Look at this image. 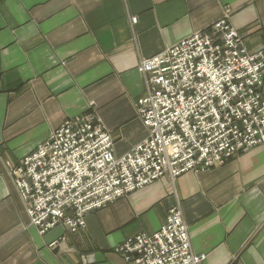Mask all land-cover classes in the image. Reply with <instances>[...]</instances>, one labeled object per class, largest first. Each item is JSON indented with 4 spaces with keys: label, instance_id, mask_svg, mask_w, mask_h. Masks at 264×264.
Returning <instances> with one entry per match:
<instances>
[{
    "label": "crops",
    "instance_id": "obj_1",
    "mask_svg": "<svg viewBox=\"0 0 264 264\" xmlns=\"http://www.w3.org/2000/svg\"><path fill=\"white\" fill-rule=\"evenodd\" d=\"M232 11L249 52L264 49V0H0V264H126L114 249L183 211L201 264L264 263V147L224 165L161 179L41 235L16 167L64 122L95 113L130 152L149 131L136 111L140 65ZM135 19V20H134ZM264 92V86H263Z\"/></svg>",
    "mask_w": 264,
    "mask_h": 264
},
{
    "label": "built area",
    "instance_id": "obj_2",
    "mask_svg": "<svg viewBox=\"0 0 264 264\" xmlns=\"http://www.w3.org/2000/svg\"><path fill=\"white\" fill-rule=\"evenodd\" d=\"M227 9L207 30L144 59L146 93L137 113L148 137L117 156L112 135L91 115L64 122L19 165L16 188L41 235L71 231L86 216L155 181L224 165L264 147V49L249 52ZM126 264H201L181 209L118 247ZM264 264V263H263Z\"/></svg>",
    "mask_w": 264,
    "mask_h": 264
},
{
    "label": "rangeland",
    "instance_id": "obj_3",
    "mask_svg": "<svg viewBox=\"0 0 264 264\" xmlns=\"http://www.w3.org/2000/svg\"><path fill=\"white\" fill-rule=\"evenodd\" d=\"M134 20H135V19H134ZM136 111H138V110H137V104H136ZM86 115H87V114H86ZM88 115L93 116V117L96 118V120L99 122V120H98V118H97V116H96L95 113H91V114L89 113ZM82 116H85V115H82ZM82 116H80V117H82ZM99 123H100V122H99ZM243 152H245V151H243ZM243 152H241V153H243ZM241 153H239L238 155H240ZM210 169H211V168H210ZM207 170H208V169H207ZM198 172H201V171H198ZM169 181H170V180H169ZM173 208H174V207H173ZM177 208H179V207H177ZM179 209H181V208H179ZM181 210H182V209H181ZM182 212H183V211H182ZM167 216H168V214H167ZM51 230H52V229H51ZM48 232H49V231H48ZM122 244H123V243H122ZM122 244H121V245H122ZM121 245H120V246H121ZM120 246H118V247H120ZM118 247H117V248H118ZM117 248H115L114 251H115ZM115 252H116V251H115ZM117 254H118V253H117ZM119 255H120V254H119ZM124 261H125V260H124Z\"/></svg>",
    "mask_w": 264,
    "mask_h": 264
}]
</instances>
